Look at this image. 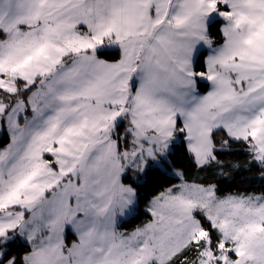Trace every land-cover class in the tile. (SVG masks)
Segmentation results:
<instances>
[{
	"label": "snow or ice",
	"instance_id": "snow-or-ice-1",
	"mask_svg": "<svg viewBox=\"0 0 264 264\" xmlns=\"http://www.w3.org/2000/svg\"><path fill=\"white\" fill-rule=\"evenodd\" d=\"M0 264H264V0H0Z\"/></svg>",
	"mask_w": 264,
	"mask_h": 264
},
{
	"label": "trees",
	"instance_id": "trees-1",
	"mask_svg": "<svg viewBox=\"0 0 264 264\" xmlns=\"http://www.w3.org/2000/svg\"><path fill=\"white\" fill-rule=\"evenodd\" d=\"M227 159L232 160L234 163L238 162L241 165L244 164V162L248 159L246 156L242 155V154H234L231 157H226ZM173 166L174 167H178V168H187L188 165L186 163L185 160L182 159L180 152H177L175 157L173 158ZM252 174L251 173H247V172H243L241 171L239 173V175L236 177V184L241 187L242 189L245 187H248V184L250 183V181L245 180V177H250ZM163 180V177H161L160 175H156L155 177L152 178L149 186L145 189H143V192L145 195H149L153 189L155 188V186L157 185V183L161 182ZM244 181L243 183H241V181ZM251 183H255L254 181ZM249 190H253L252 188H249ZM258 190V189H257ZM144 203H146V201L141 203V209L144 206ZM144 217L141 215L137 220L133 221L132 224H130L128 227L131 228L134 224L139 223L140 220H142ZM123 230V229H122Z\"/></svg>",
	"mask_w": 264,
	"mask_h": 264
}]
</instances>
